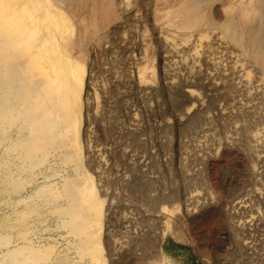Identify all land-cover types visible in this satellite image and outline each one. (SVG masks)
Masks as SVG:
<instances>
[{"label":"rangeland","instance_id":"rangeland-1","mask_svg":"<svg viewBox=\"0 0 264 264\" xmlns=\"http://www.w3.org/2000/svg\"><path fill=\"white\" fill-rule=\"evenodd\" d=\"M37 1L48 9L51 0ZM67 7H50L52 22L26 42L45 48L50 60L57 54L84 69L76 134L66 146L32 154L22 150L16 120L0 136V239L9 236L10 246L41 253L17 264H264L259 67L234 48L229 54L217 45L210 54L214 64L203 51L194 53L179 41L183 30L152 21L157 7L148 0H113L101 11L97 4V27L84 31L81 46L74 19L83 15L85 22L87 15ZM213 16L221 19L222 11L214 9ZM6 50L0 43V68L9 57L15 73H26L28 64ZM143 74L155 75V82L142 81ZM243 129H261V137L253 141ZM74 180L87 202L102 201L95 260L80 252L57 212L64 203L60 194ZM8 254L0 246V264H16Z\"/></svg>","mask_w":264,"mask_h":264},{"label":"bare ground","instance_id":"bare-ground-1","mask_svg":"<svg viewBox=\"0 0 264 264\" xmlns=\"http://www.w3.org/2000/svg\"><path fill=\"white\" fill-rule=\"evenodd\" d=\"M29 2L31 0H0V43L4 42L6 52H11L7 48L11 47L14 51L9 54L13 55L14 53L22 58L26 65L28 64L25 66L28 70L26 73V70L22 74L15 73L11 64L12 60H9L8 57V63H6L8 65L5 64L0 68V136L4 134L2 130L14 125L13 120H16L18 129L21 131L19 134L25 141L22 150L32 154L31 150H36V148H41L44 151L48 147L57 149L61 145L66 146L72 136L76 134L77 121H80L85 74L84 69L75 62L65 60L57 54L51 55L52 60H50L49 51H46L45 48L32 47L26 41L37 39L38 35L42 33L44 24L52 22L50 7L55 6L64 11L68 8L69 11L71 9L67 6L71 4L76 8V11L72 10L73 15L78 12L87 15L85 22H83L85 16L82 21L83 15L81 17L79 15L78 21L74 19L77 22L74 40L84 46L87 38L84 31L88 29L91 32L97 27L94 16L98 9L97 4L101 11V7L105 8L107 5L113 4V0H51L47 3L48 9L46 4L42 3V6L38 4L37 0V4L35 1L31 2L36 6L28 7L29 4L26 3ZM215 2L217 0H148V3L157 7L153 11L152 21H163L165 27L183 30L182 39L179 40L183 42V46H192V51L197 54L203 51V55L213 64L215 58L210 54H213V49L217 45L226 47L227 50H230L229 54L233 53L231 49L234 48L233 51L238 52V55H240L239 51L246 55L255 66L259 67L260 71L258 70V72L262 75L260 78L263 84L257 86V89H264V0H235L232 3L220 0L218 1L220 3ZM61 3H65L67 6H62ZM78 4L81 5V9L83 8V12L79 11ZM214 9L222 11L221 19H216L213 16ZM27 11H30V16L27 20L22 21L23 13ZM99 18L98 20H100ZM176 36L178 37V35ZM164 41L171 44L168 37ZM25 46H29V50L23 52ZM54 47L55 45L48 47L50 52ZM46 53L47 56H45ZM149 68L152 70L151 74H154V68ZM154 77L155 75H144L142 81L153 83L155 82ZM242 77L246 84H250L253 79L247 72ZM230 92L227 91L228 95ZM14 113H16V117ZM193 116L195 119L197 115ZM260 130L243 129L247 137L253 141L261 137ZM60 134L61 136H59ZM75 141L72 142V146ZM75 151L77 150L75 149ZM76 169L80 170L79 167ZM81 183L83 182L81 181ZM130 183L127 184L130 185ZM71 184L73 187H64V193L60 194L61 197H64V203L57 212L62 226L79 241L80 252L89 256L91 260H95L97 247L101 243L100 209L102 201L95 198L96 205L94 202H87L88 198L80 196V192L76 188L79 182L74 180ZM144 187L146 186L144 185ZM145 192L147 191L145 190ZM145 197L147 198V195ZM157 200V195L149 199L151 203ZM10 243L9 236L0 239V246H6V252L12 255L16 264L26 259L31 262L34 259H39L38 255H41L37 248L27 249L19 244V246H10ZM48 249L45 248V250Z\"/></svg>","mask_w":264,"mask_h":264}]
</instances>
